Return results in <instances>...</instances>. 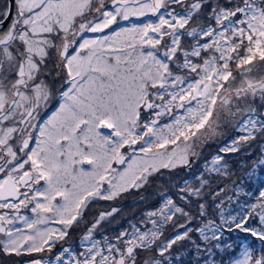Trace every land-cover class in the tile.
Instances as JSON below:
<instances>
[{"label":"snow or ice","instance_id":"6c2138e0","mask_svg":"<svg viewBox=\"0 0 264 264\" xmlns=\"http://www.w3.org/2000/svg\"><path fill=\"white\" fill-rule=\"evenodd\" d=\"M134 192L118 232L111 207L66 243ZM185 243L264 264V0H0V264H185Z\"/></svg>","mask_w":264,"mask_h":264},{"label":"rangeland","instance_id":"374dc122","mask_svg":"<svg viewBox=\"0 0 264 264\" xmlns=\"http://www.w3.org/2000/svg\"><path fill=\"white\" fill-rule=\"evenodd\" d=\"M144 18L145 17H133L128 22H122V26H130V24H132V23L142 24V23L148 22L149 20H151V21L156 20V17L151 16V15L147 16L146 19H144ZM227 131H228V129H225V132H227ZM221 143H222L221 140H217V141L211 143L210 146L205 147L203 149V154L201 156L199 164L197 165V170H199L203 166L205 160L210 159V157H211L210 155L212 153L213 154L216 153V151L218 150V147L221 145ZM225 158L228 159V161L230 162L231 159L234 158V155L233 156L227 155ZM181 175H183V173H181ZM157 182L158 183H164V181H162V180L157 181ZM140 195H145V193H134L131 195H127L124 198H122L118 201H115V202H111V203L100 202L98 204L93 205L92 209L89 211V214L86 216L85 220L82 221L80 225L76 226V228L74 230L75 231L80 230V227H83L86 223L91 221L93 219L94 215L96 213H98L99 211L109 210L111 207H119L122 209V211L119 213V215H117L116 218L114 220H112V222L110 224H105L103 229H102L103 232H106L109 235H111L115 232H118L121 227L126 226L128 219L133 218V216H138L139 212L142 210L143 205L134 203V201ZM150 199L155 201V196L154 195L150 196ZM23 214L31 215L30 212L23 213ZM20 226H22V225H20ZM77 240H78V234H76L75 232L74 233L71 232L70 238L68 239V241L66 243L71 244L73 247H76ZM191 247L192 246L190 244L185 243V245L181 249H179V251H178L179 256L181 258L187 257L188 250ZM175 254H177V253H174V255ZM195 254H196V251H195ZM193 260L194 259H192V262L194 264Z\"/></svg>","mask_w":264,"mask_h":264},{"label":"trees","instance_id":"16d2710c","mask_svg":"<svg viewBox=\"0 0 264 264\" xmlns=\"http://www.w3.org/2000/svg\"><path fill=\"white\" fill-rule=\"evenodd\" d=\"M144 19H146V17ZM212 155H213V153L210 156H212ZM229 155L233 156L234 154H229ZM232 159L229 162V163H231V165L233 167V171L235 172V175L232 177V179L233 180H238L239 178L244 176V173L248 171V168H250L251 165L250 164L246 165L244 168L240 167V162L245 159L244 155H239V156L234 155V158H232ZM257 175H258V170H257ZM249 183H251L253 185V189L252 190L255 192V185H256L257 181L256 180L249 181V180L245 179V185H247ZM221 186H223V184H221ZM134 193H132V194H134ZM230 194L231 193H229V195ZM255 194L258 195V193H255ZM105 203H111V202H105ZM86 225H87V223L83 227H80V230H78V231H75V230L72 231L73 233L75 232L76 234H78V239L81 236V234L83 233V231L85 230ZM169 233H171V229H169ZM231 240L233 242H235L236 244L244 243L245 242V234L235 233V234L232 235ZM246 242L249 245H251L254 241H253V238L249 237ZM255 244H256L257 248H259L261 246L258 241H256ZM197 258L198 257L195 254L194 248L191 247L188 250L187 257H183L182 260L185 262V264H187L188 261H192V259H194L193 261H195Z\"/></svg>","mask_w":264,"mask_h":264}]
</instances>
